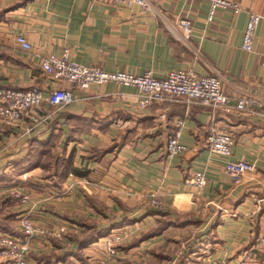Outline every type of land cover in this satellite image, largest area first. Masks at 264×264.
<instances>
[{"label": "crops", "instance_id": "1", "mask_svg": "<svg viewBox=\"0 0 264 264\" xmlns=\"http://www.w3.org/2000/svg\"><path fill=\"white\" fill-rule=\"evenodd\" d=\"M234 1L239 11L219 7L209 20V0H0L2 85L50 89L42 59L68 49L107 71L217 75L225 93L260 102L251 113L180 101L141 107L137 86L108 81L76 89L79 98L60 111L44 100L16 124L0 117V232L21 234L22 216L32 217L29 264L101 261L113 231L123 242L112 264H264V20L253 50L242 47L264 0ZM19 34L32 49L20 47ZM179 119L187 148L169 155ZM213 128L234 135L232 159L256 164L242 182L207 149ZM198 170L206 184H187Z\"/></svg>", "mask_w": 264, "mask_h": 264}, {"label": "built area", "instance_id": "2", "mask_svg": "<svg viewBox=\"0 0 264 264\" xmlns=\"http://www.w3.org/2000/svg\"><path fill=\"white\" fill-rule=\"evenodd\" d=\"M145 3V0H116ZM211 8L209 20L213 19L219 7H231L236 12L240 4L234 0H209ZM264 15L251 12L243 37L242 47L251 51L254 48L256 30ZM180 23L187 34L191 31V20L182 17ZM16 41L24 50L33 48L32 42L24 35L16 36ZM43 70L56 84L45 90L39 86L13 87L0 84V117L7 123L16 124L24 117H33L34 112L41 107L44 100L54 106L55 111H60L69 103L77 100L79 94L76 89H88L94 83L117 81L121 84L135 85L139 89V104L146 107L154 103H167L180 101L187 104L200 103L216 109L236 110L251 113L258 99L250 95L232 96L223 91L222 81L217 75L199 74L193 69H175L163 77H158L152 71L144 74H135L126 71H107L99 65H85L71 59L70 52L65 49L61 54L51 53L42 59ZM69 82L72 86L58 84ZM264 90V85H263ZM184 121L179 119L168 138L167 150L169 155H177L187 148L180 140ZM234 135L230 131L213 128L206 139L207 149L214 155L226 157L225 167L235 183L242 182L244 176L256 170V164L244 159H232ZM0 166V178L4 174ZM186 183L202 187L207 182L205 171L198 170L186 177ZM29 194H24L23 199L28 200ZM21 225L23 232L14 235L0 232V259L3 264H29L28 255L33 245L38 226L29 214L22 216ZM103 246L107 257L92 264H112V259L117 255L123 241L121 232L113 231L103 237ZM259 243L264 245V235L259 237ZM212 264H227L224 260L214 259Z\"/></svg>", "mask_w": 264, "mask_h": 264}, {"label": "rangeland", "instance_id": "3", "mask_svg": "<svg viewBox=\"0 0 264 264\" xmlns=\"http://www.w3.org/2000/svg\"><path fill=\"white\" fill-rule=\"evenodd\" d=\"M122 234V233H121ZM14 235H19V234H14ZM107 236V235H106ZM105 237V236H104ZM123 242V241H122ZM80 255H81V257H84V256H86V253L85 252H81L80 251ZM85 259H86V257H84ZM95 263V262H94Z\"/></svg>", "mask_w": 264, "mask_h": 264}, {"label": "trees", "instance_id": "4", "mask_svg": "<svg viewBox=\"0 0 264 264\" xmlns=\"http://www.w3.org/2000/svg\"><path fill=\"white\" fill-rule=\"evenodd\" d=\"M74 172H80V171H79V169H74ZM104 232H105V231H104ZM104 232H102V233H104ZM102 233H101V234H102Z\"/></svg>", "mask_w": 264, "mask_h": 264}]
</instances>
